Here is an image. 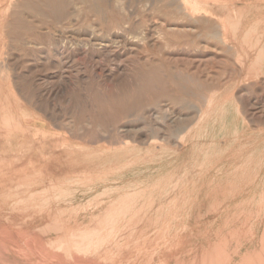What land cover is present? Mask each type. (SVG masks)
Returning <instances> with one entry per match:
<instances>
[{
    "label": "bare ground",
    "instance_id": "6f19581e",
    "mask_svg": "<svg viewBox=\"0 0 264 264\" xmlns=\"http://www.w3.org/2000/svg\"><path fill=\"white\" fill-rule=\"evenodd\" d=\"M165 1V20L155 28L136 31V12L120 8L107 36L92 28L68 39L89 40L88 47L101 40L106 53L140 64L129 97L97 99L105 121L99 141L111 147L113 161L102 164L100 149L73 147L41 124L34 132L25 126L23 104L4 87L0 54V177L11 178L0 181V264H264V97H255L264 91V1ZM55 5L66 14V3ZM5 7L0 0V13ZM256 33L262 41L250 42L243 60L227 61L226 78L176 56L202 39L204 48L228 55L232 41ZM142 48L158 60L140 58ZM181 81L203 89L196 116L165 113L149 134L118 121L142 112L146 97L186 95ZM20 96L44 113L43 101L26 90ZM110 123L116 127L108 134Z\"/></svg>",
    "mask_w": 264,
    "mask_h": 264
},
{
    "label": "rangeland",
    "instance_id": "374dc122",
    "mask_svg": "<svg viewBox=\"0 0 264 264\" xmlns=\"http://www.w3.org/2000/svg\"><path fill=\"white\" fill-rule=\"evenodd\" d=\"M57 1L66 3L65 9L63 8L65 15L56 13ZM210 1H219L221 5H233L240 0ZM165 4V0H6L5 11H2L6 14L0 13V54L3 62L6 63L4 70L6 69L5 72L9 74L7 76L3 70L4 77L2 75L0 78L5 79V81L3 79L5 89H11L17 99L19 98L21 107L23 104L20 115L25 126H29L28 128L34 132L40 129L38 125L41 124L43 130L66 135L73 147L100 149L102 164L107 157L111 159V147L106 142L99 141L102 137L99 126L105 121L98 118L97 99L107 100L117 95L129 97L128 94L138 86L134 82L133 75L140 69V64L134 57H127L117 52L106 53L99 45L101 40L96 41L95 47H88L89 40L68 39L85 38L90 35L92 28L98 32L99 37L107 36L106 31L110 21H113L114 29L119 16H123L120 8L136 12L131 18L136 25V31L155 28L156 24L165 20ZM111 9L115 11L112 15ZM115 31L117 36V30ZM260 36L261 33H256L251 38L252 41L245 40V43H241L244 41L242 39L238 42L232 41L230 44L235 45L236 49H231L228 55L213 48H204L206 42L202 39L201 45L196 49L181 50L176 56L179 62L191 60L196 65L207 63L208 67L216 71L217 76L222 79L231 72L232 63L243 60L244 53H248L250 49V42L255 45L254 40L262 41ZM63 40L67 45L62 46ZM246 42L249 43L248 46L243 45ZM258 46L260 47V44ZM251 48L253 52L257 50L252 45ZM138 55L140 58L152 57L158 60V56L151 49L142 48ZM223 60L225 63H222ZM181 82L188 88L187 91L185 90L186 95L183 94L176 101L170 100L174 94L156 100L146 97L143 100L142 112H137L129 119L119 117L118 121L128 123L149 134L151 128L157 123H162V118L167 115L182 116V118L196 116L200 106L199 100L201 102L199 94L203 89L200 91L192 88L188 82ZM23 90L29 92L30 97L44 102L46 106L44 113L32 109L20 98ZM257 93L255 97L262 100L264 91ZM157 112L160 119L155 122L151 116ZM115 127L116 125L110 123V128H107L110 129L107 131L108 134L114 132ZM144 155V153L135 154V158ZM9 178L7 175L1 176L0 181H8L11 179ZM16 178L23 179L25 176L19 175Z\"/></svg>",
    "mask_w": 264,
    "mask_h": 264
}]
</instances>
